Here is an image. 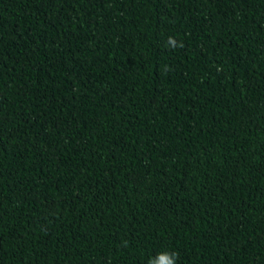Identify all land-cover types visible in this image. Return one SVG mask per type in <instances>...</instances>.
I'll return each instance as SVG.
<instances>
[{
    "label": "trees",
    "instance_id": "1",
    "mask_svg": "<svg viewBox=\"0 0 264 264\" xmlns=\"http://www.w3.org/2000/svg\"><path fill=\"white\" fill-rule=\"evenodd\" d=\"M0 264H264V0H0Z\"/></svg>",
    "mask_w": 264,
    "mask_h": 264
}]
</instances>
